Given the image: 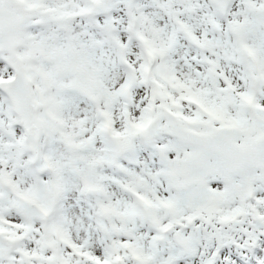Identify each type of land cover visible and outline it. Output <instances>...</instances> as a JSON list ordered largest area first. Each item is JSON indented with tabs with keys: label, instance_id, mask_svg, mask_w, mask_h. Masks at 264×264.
I'll return each mask as SVG.
<instances>
[{
	"label": "snow or ice",
	"instance_id": "1",
	"mask_svg": "<svg viewBox=\"0 0 264 264\" xmlns=\"http://www.w3.org/2000/svg\"><path fill=\"white\" fill-rule=\"evenodd\" d=\"M0 264H264V0H0Z\"/></svg>",
	"mask_w": 264,
	"mask_h": 264
}]
</instances>
